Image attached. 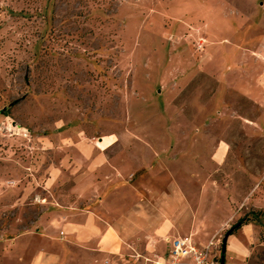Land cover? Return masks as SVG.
Segmentation results:
<instances>
[{
	"label": "rangeland",
	"instance_id": "1",
	"mask_svg": "<svg viewBox=\"0 0 264 264\" xmlns=\"http://www.w3.org/2000/svg\"><path fill=\"white\" fill-rule=\"evenodd\" d=\"M98 153L101 192L211 196L183 232L219 262L240 219L223 264H264V0H0V264L61 249L30 201Z\"/></svg>",
	"mask_w": 264,
	"mask_h": 264
},
{
	"label": "crops",
	"instance_id": "2",
	"mask_svg": "<svg viewBox=\"0 0 264 264\" xmlns=\"http://www.w3.org/2000/svg\"><path fill=\"white\" fill-rule=\"evenodd\" d=\"M99 141L103 143L102 148L108 144L103 136ZM85 157L91 162V169L77 172L72 165L70 188L61 185L55 190L49 189L46 195L37 196L36 200L43 198L40 203L30 201L33 213L20 232L36 240L45 237L53 241L51 231L57 230L56 239L61 243L59 250L39 246L41 250L35 252L31 261L34 264L58 261L59 264H164L169 239L187 235L183 227L188 222L184 221L190 220L192 228L203 229L207 224L202 219L216 206L217 200L211 196L206 200L200 198L193 207L191 200L177 201L170 198L172 192L159 190H150L151 197L146 192L131 197L126 185L101 192L100 172L95 163L98 165L105 157L99 153ZM51 177L46 175L43 185ZM212 189V192L217 190ZM107 197H111V203L105 202ZM226 207V216L222 218L231 215ZM224 220L219 221L217 228ZM208 239L195 242L202 246ZM162 244L165 246L161 251ZM215 248L216 245L212 251L214 257Z\"/></svg>",
	"mask_w": 264,
	"mask_h": 264
},
{
	"label": "built area",
	"instance_id": "3",
	"mask_svg": "<svg viewBox=\"0 0 264 264\" xmlns=\"http://www.w3.org/2000/svg\"><path fill=\"white\" fill-rule=\"evenodd\" d=\"M217 241L210 237L202 246L190 235L174 236L169 239L164 264H218L216 258L210 253Z\"/></svg>",
	"mask_w": 264,
	"mask_h": 264
},
{
	"label": "water",
	"instance_id": "4",
	"mask_svg": "<svg viewBox=\"0 0 264 264\" xmlns=\"http://www.w3.org/2000/svg\"><path fill=\"white\" fill-rule=\"evenodd\" d=\"M229 232H230V228L227 229V230L224 232V234H223V236H222V238H221V241H222V245H221V254H220L221 259H220V261L218 262V264H223V260H224L223 252H224L225 243H226L225 239H226V236H227V234H228Z\"/></svg>",
	"mask_w": 264,
	"mask_h": 264
},
{
	"label": "trees",
	"instance_id": "5",
	"mask_svg": "<svg viewBox=\"0 0 264 264\" xmlns=\"http://www.w3.org/2000/svg\"><path fill=\"white\" fill-rule=\"evenodd\" d=\"M241 223H242V221L240 219H237L235 222L232 223V225L230 227V231H232L233 228L237 227Z\"/></svg>",
	"mask_w": 264,
	"mask_h": 264
}]
</instances>
